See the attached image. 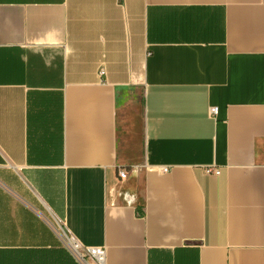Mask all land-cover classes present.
<instances>
[{
  "label": "crops",
  "instance_id": "1",
  "mask_svg": "<svg viewBox=\"0 0 264 264\" xmlns=\"http://www.w3.org/2000/svg\"><path fill=\"white\" fill-rule=\"evenodd\" d=\"M59 221L105 264H264V0H0V264H77Z\"/></svg>",
  "mask_w": 264,
  "mask_h": 264
},
{
  "label": "built area",
  "instance_id": "2",
  "mask_svg": "<svg viewBox=\"0 0 264 264\" xmlns=\"http://www.w3.org/2000/svg\"><path fill=\"white\" fill-rule=\"evenodd\" d=\"M103 74V72H101ZM218 113V108L212 107L210 115L215 117ZM169 167L160 168L161 173H168ZM219 170L216 168H207V174L218 175ZM121 178H125L127 172L121 170L119 172ZM54 232L61 244V246L72 256L77 264H105L106 250L103 247H89L81 244L73 235L69 234L62 221L57 222L54 226Z\"/></svg>",
  "mask_w": 264,
  "mask_h": 264
}]
</instances>
